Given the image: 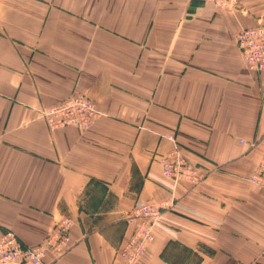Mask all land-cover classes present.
I'll list each match as a JSON object with an SVG mask.
<instances>
[{"label": "crops", "instance_id": "0c3cea01", "mask_svg": "<svg viewBox=\"0 0 264 264\" xmlns=\"http://www.w3.org/2000/svg\"><path fill=\"white\" fill-rule=\"evenodd\" d=\"M261 23L264 0H0V234L33 246L70 218L51 264H114L152 202L140 264H264V72L237 46ZM74 93L101 116L50 130L40 112ZM169 135L202 182L163 176Z\"/></svg>", "mask_w": 264, "mask_h": 264}, {"label": "built area", "instance_id": "2783aa9c", "mask_svg": "<svg viewBox=\"0 0 264 264\" xmlns=\"http://www.w3.org/2000/svg\"><path fill=\"white\" fill-rule=\"evenodd\" d=\"M212 3L220 10H233L238 0H202ZM237 46L245 66L254 73L264 72V23L243 29L237 35ZM41 117L50 130L67 126L88 129L101 113L95 102L87 95L74 93L68 99L42 110ZM168 140L174 148L159 156L163 176L174 182L186 181L193 184L202 182L207 173L190 164L181 155L174 135ZM252 183L264 190V159L256 166L250 178ZM162 215L161 206L152 202H139L128 214L127 223L131 232L117 249L118 259L114 264H140L143 255L154 240L153 228ZM73 221L61 219L49 232L44 242L27 245L12 230L0 234V264H51L65 255L71 248L70 232Z\"/></svg>", "mask_w": 264, "mask_h": 264}, {"label": "rangeland", "instance_id": "374dc122", "mask_svg": "<svg viewBox=\"0 0 264 264\" xmlns=\"http://www.w3.org/2000/svg\"><path fill=\"white\" fill-rule=\"evenodd\" d=\"M259 163H260V162H259ZM259 163H258V164H259ZM255 169H256V168H255ZM252 182H253V181H251V183H252ZM252 184H253V183H252ZM253 186L256 187L257 189H260L259 187H257V186L254 185V184H253ZM260 254H261V255H260V256H261V260H264V248L262 249V251H261Z\"/></svg>", "mask_w": 264, "mask_h": 264}]
</instances>
